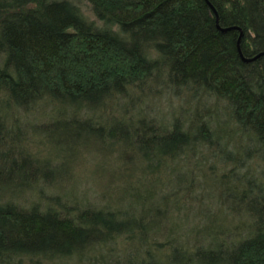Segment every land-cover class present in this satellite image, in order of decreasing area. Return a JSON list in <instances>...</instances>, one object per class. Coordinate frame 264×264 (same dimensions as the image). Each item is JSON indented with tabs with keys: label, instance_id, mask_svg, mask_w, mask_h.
<instances>
[{
	"label": "trees",
	"instance_id": "trees-1",
	"mask_svg": "<svg viewBox=\"0 0 264 264\" xmlns=\"http://www.w3.org/2000/svg\"><path fill=\"white\" fill-rule=\"evenodd\" d=\"M87 1L101 25L77 0H0V264H264V0ZM167 95L188 105L163 115ZM37 111L50 123L33 134L62 125L48 137L73 140L71 155L88 138L120 142L175 189L121 209L16 201L53 174L15 117ZM208 154L220 190L192 197ZM208 197L219 217L198 210L203 224L177 230L171 200L179 213Z\"/></svg>",
	"mask_w": 264,
	"mask_h": 264
},
{
	"label": "rangeland",
	"instance_id": "rangeland-1",
	"mask_svg": "<svg viewBox=\"0 0 264 264\" xmlns=\"http://www.w3.org/2000/svg\"><path fill=\"white\" fill-rule=\"evenodd\" d=\"M77 2L89 20L100 25L102 24L94 14L87 0H77ZM184 96H182V100L168 95L165 98L161 97L155 102L157 105L155 109H159L164 115L169 111H174L180 103L185 107L188 105V99L186 100ZM167 98L169 100H167ZM167 101H169V104H167ZM208 104L211 103L209 102ZM150 105L152 106V103ZM168 105L171 106L172 109H169ZM40 111L26 114L20 113V115H15V117H17V121L23 126L25 136L31 140L23 143V147H26L27 155L32 159L42 161L44 163V172H51L49 168L51 167L53 169V174L46 176L47 181H45L44 184L38 185L40 189L37 193L26 190L19 195L18 199L13 197L16 201L24 205L36 202L43 205L44 208L47 206H55L58 208L54 204V201L59 200L61 203L68 204L72 207H82L83 205L90 204L93 206L119 207L121 209L124 207L127 208L130 205L138 207L136 204L138 201L134 199L132 194L147 193L154 189L156 197H153L159 199L161 195L175 189L173 185L169 186V178H167L165 174L161 175L163 185L157 186L156 179L158 176L152 175L151 173L154 166L153 162H147L145 157H140V155L132 149H128L126 145H122L120 142L114 143L110 139L102 140L100 138L101 141L88 138L86 140L87 142L76 148L77 150L75 149L76 151L71 155L68 153V150L73 148V140L70 139V141L64 138L63 135L58 134L61 132H57L53 138L48 137L50 129L63 130L62 125H48L49 132H47V134L44 132V135L33 134L34 129L41 127L39 125L42 124L45 126L47 123H50L47 118H44L47 120L43 121L41 117L37 116L41 113ZM105 112V117L109 118L111 111ZM230 127L233 128V124H231ZM106 133V130H101L100 132L102 135ZM85 134L87 133H79L80 141L88 137V134ZM95 134L99 135V132H95ZM210 154L206 156V164L202 166V174H198L194 180H191L192 186H196L192 192V197L194 194L197 195L198 193H204L207 196L212 194L217 195L218 190H220L219 188L217 190V187L211 185L212 182L209 177H211V175L220 174L222 172V166L217 160L213 159ZM178 163H180V160L174 164L177 165ZM46 165L49 167H45ZM192 166L186 167L184 164H181L180 170L189 172ZM211 167L214 169H211ZM188 182L189 181L186 183L187 185ZM199 186L201 188H199ZM132 188L135 190L133 193V190H131ZM39 193H41L43 197L40 196ZM180 195L185 197L183 193ZM189 196L188 194L186 198L189 199ZM215 198L216 197H208L204 200V203L202 201L201 204L195 201L186 203V201L183 200L180 203L182 206H180L179 213L175 212L173 208L176 203L175 200H171L169 204L172 205V207L169 213H171V217L173 218L172 221L175 223L177 230L181 228V222L185 224L184 227L186 231L184 230V232H187L189 228L192 229L194 226L200 225V223L203 224L205 219L196 217L198 215V213H196L198 210H205L208 208L215 216L219 217L221 206L217 204L218 200ZM186 208H189V211H186ZM221 216L224 217V214L222 213ZM174 217L178 220L174 219ZM178 226H180V228ZM22 264L32 263L25 260Z\"/></svg>",
	"mask_w": 264,
	"mask_h": 264
},
{
	"label": "water",
	"instance_id": "water-1",
	"mask_svg": "<svg viewBox=\"0 0 264 264\" xmlns=\"http://www.w3.org/2000/svg\"><path fill=\"white\" fill-rule=\"evenodd\" d=\"M216 15H217V20H218V14H217V12H216ZM230 28H231V27H227V28H224V30H228V29H230ZM242 34H243V33L241 32L240 37H239V40H240ZM260 54H262V52H260L259 54L255 55L254 57H246V56H244L243 54H242V56H243V58H244L246 61H251V60L255 59V58H256L258 55H260Z\"/></svg>",
	"mask_w": 264,
	"mask_h": 264
}]
</instances>
